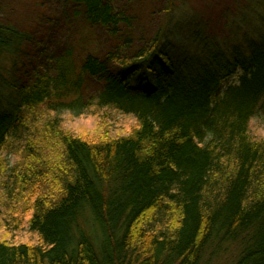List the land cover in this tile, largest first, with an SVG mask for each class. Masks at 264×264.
<instances>
[{"label": "trees", "instance_id": "trees-1", "mask_svg": "<svg viewBox=\"0 0 264 264\" xmlns=\"http://www.w3.org/2000/svg\"><path fill=\"white\" fill-rule=\"evenodd\" d=\"M70 1L115 47L80 70L67 51L54 77L27 73L42 44L0 16V186L14 143L8 208L40 240H0V264H264V138L250 133L264 99V15L226 37L196 17L178 27L184 41L168 24L136 43L116 0ZM86 76L102 84L91 101L102 117L133 116L131 132L86 139L56 121L81 110Z\"/></svg>", "mask_w": 264, "mask_h": 264}, {"label": "rangeland", "instance_id": "rangeland-1", "mask_svg": "<svg viewBox=\"0 0 264 264\" xmlns=\"http://www.w3.org/2000/svg\"><path fill=\"white\" fill-rule=\"evenodd\" d=\"M173 3L175 12L170 11L168 16L166 7L169 0H116L115 6L131 17L133 39L136 43L141 39L146 40L158 28L168 24L169 35L172 36L173 33L175 40L184 41L187 31L182 35L178 27L185 28L196 17L210 34L226 37L236 29L246 31L253 25L256 27L258 19L264 15V0H173ZM0 16L42 44V48H29L31 60H28L26 68L29 75L35 69L52 77L56 76L54 59L67 51L73 52L76 66L80 70L87 55L103 57L115 47L107 31L88 22L84 8L70 0H0ZM177 31L181 36H178ZM239 75L223 83L220 96L230 86L237 85ZM101 91L102 84L97 79L86 76L82 89L83 107L73 112L66 110L57 113L56 121L74 136L86 139L97 138L104 132L112 137L131 132L135 126L133 116L112 112L104 119L102 109L91 102L98 98ZM250 133L264 138V99L251 121ZM15 150L12 143L4 150L2 158L0 240L38 245L39 237L31 231L22 209L18 207L17 213H11L8 208L12 203L7 198L3 184L19 160V155H16L18 149ZM15 217L18 220L22 218V221H15Z\"/></svg>", "mask_w": 264, "mask_h": 264}]
</instances>
